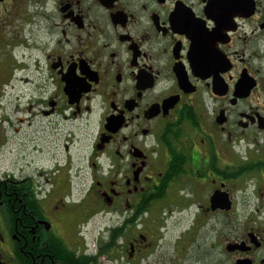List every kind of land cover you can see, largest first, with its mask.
Returning <instances> with one entry per match:
<instances>
[{
  "label": "flooded vegetation",
  "instance_id": "1",
  "mask_svg": "<svg viewBox=\"0 0 264 264\" xmlns=\"http://www.w3.org/2000/svg\"><path fill=\"white\" fill-rule=\"evenodd\" d=\"M0 264H264V0H0Z\"/></svg>",
  "mask_w": 264,
  "mask_h": 264
}]
</instances>
